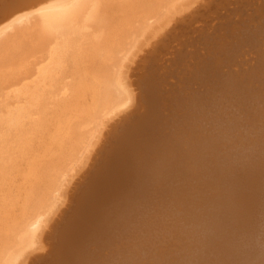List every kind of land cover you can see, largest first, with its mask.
<instances>
[{
	"label": "bare ground",
	"instance_id": "1",
	"mask_svg": "<svg viewBox=\"0 0 264 264\" xmlns=\"http://www.w3.org/2000/svg\"><path fill=\"white\" fill-rule=\"evenodd\" d=\"M197 1L0 0V264H264V23L161 62Z\"/></svg>",
	"mask_w": 264,
	"mask_h": 264
},
{
	"label": "rangeland",
	"instance_id": "2",
	"mask_svg": "<svg viewBox=\"0 0 264 264\" xmlns=\"http://www.w3.org/2000/svg\"><path fill=\"white\" fill-rule=\"evenodd\" d=\"M206 2L207 3L208 2H211L210 3L211 5H209V4L205 5ZM223 2H224V4H223ZM215 3H216V5H215ZM200 5L201 6L203 5V6L201 7ZM213 6H214V8H213ZM192 7H190L189 9H186L183 12L184 14H181V16L183 18L180 17V15H179L176 20H173L171 23H169V25L170 24L171 25L170 26L167 25L166 28H164V31L165 32H163L164 34L162 33L163 35L161 34V36L160 37H157V39L156 38H153L151 40V41L155 40L153 44L151 43V45H155V43H156L157 40H159V42H160L159 50L158 51L156 50V56L160 58V61L161 62L162 61L163 62L165 61L166 63H169V62H172L174 60V56H175V58L177 57V54L174 55V51H176V49L174 47H172L173 45L171 46V44L168 43L171 40V37L170 36H171V34L173 33L174 30H175L174 32L182 30V31H185L186 33H188L190 35H194V33H198L200 31L201 40L203 38L207 37L206 40H207V42L209 40V45H210V43H212V41H213V36H215V35H216V38L220 34H223L224 35V38H226L228 40L229 39L230 40L235 39L236 38V32H230L229 29L230 28H233L236 24H242V25H240L242 27L240 30H245L247 28H250V27L255 26V24H259V23L263 24L264 23V0H260V1L259 0H254V1L253 0H239V1L238 0L237 1L236 0H219V1L218 0H215V1L214 0H210V1H207V0H199V1L195 2L194 6L192 5ZM202 8H203V11H202ZM222 8H223V11H222ZM231 8H232V11H231ZM194 10L195 11L197 10V12H194ZM255 11H257L259 14H254ZM214 16H216V17H214ZM184 19L185 20L188 19V20L185 21ZM175 23H177V24H175ZM211 27H215V28L218 27V28L216 29V31H213L215 29L214 28H211ZM171 28H174V29H173L172 33L170 32L168 34L167 32H169V30ZM210 33H212V34H210ZM147 45L142 50L143 53L142 52H139L140 53L139 55H141V56L137 55V57L135 58L136 60L134 62H132L133 71L135 69V71L133 72L134 73V76H137V73L140 74L144 70V68L146 69V66H145L146 65V61H145V64L143 66V59L145 58V56L147 55V53L148 52H151L152 49L154 48V46H151V45H149L148 48H147ZM249 47H250V45H249ZM249 47L244 45L243 48H245V50H243V48H241L237 52L238 54H241V56L243 57V61L242 60L241 61H233V60H230L229 61L227 59H222L223 57L226 56L225 50L223 48H222L221 51H216V50L213 49V52L215 54V57L219 58L220 60L222 59L221 60V65L223 64V66H224L225 69H232L233 70L235 68H238L239 69V68H243V67H249V68H251L253 65H256V61L254 62V58L256 57V53L258 52V50H256L255 48H252V49L250 48V50H249ZM163 48H166V49L161 50ZM187 49L190 50V47H188ZM234 49L235 48H232V49H229L228 48L226 52H229L228 50H230V54H232V51ZM160 53L162 54V56L160 55ZM163 53H165V54H163ZM209 53H212V51L209 52ZM156 56H152V61L154 60V57H156ZM136 62H137V64H136ZM139 62H140V64H139ZM189 62L191 63V60ZM180 64H181V61L177 65L179 66ZM137 65H139V66H137ZM137 68H139V69H137ZM183 71L184 70L177 71V72H173L171 74L173 77L172 78L170 77V79L175 80L177 78V75L176 74H179V73H181ZM133 73H132V76H133ZM255 75L257 77H259L261 75L260 69H259V71ZM136 90L138 91V87L136 88ZM134 106L132 105V107H130L128 109H133V108L135 109L136 107H134ZM108 129H109V127H108ZM102 143H103V141L101 142V144ZM61 208L62 209L66 208V205L65 204H62L61 205ZM62 209H60V211H58V213H56L53 216L52 223H55V222H57V221L60 220V217L59 216L61 215V210ZM56 217H57V220H56ZM48 232H49V230H46V234H48ZM48 242H49V240H48ZM40 250L43 251L42 249H40ZM40 250H37L36 252H40ZM44 250H46V249L44 248ZM34 259H35V255L31 256V258L29 259L28 264H30V262H32Z\"/></svg>",
	"mask_w": 264,
	"mask_h": 264
}]
</instances>
